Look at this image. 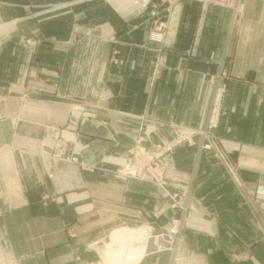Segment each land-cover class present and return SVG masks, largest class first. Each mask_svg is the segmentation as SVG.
Instances as JSON below:
<instances>
[{"label": "crops", "instance_id": "crops-1", "mask_svg": "<svg viewBox=\"0 0 264 264\" xmlns=\"http://www.w3.org/2000/svg\"><path fill=\"white\" fill-rule=\"evenodd\" d=\"M0 31V264H96L91 246L121 224L183 214L184 240L139 264H264V0L240 14L192 0H0ZM224 69L230 170L201 134ZM141 138L152 152L183 138L165 187L191 188L185 212L118 173Z\"/></svg>", "mask_w": 264, "mask_h": 264}, {"label": "rangeland", "instance_id": "rangeland-1", "mask_svg": "<svg viewBox=\"0 0 264 264\" xmlns=\"http://www.w3.org/2000/svg\"><path fill=\"white\" fill-rule=\"evenodd\" d=\"M192 1L202 2L200 0H192ZM243 2H244V0H238L237 4L235 3L232 7L223 5L222 2H220V4H213V5L229 8L231 10H234L235 13L240 14V12L242 11ZM209 4H212V3H209ZM151 14L156 15L157 13L155 10H153L151 12ZM166 24L167 23L164 20H159V19L154 20L152 28L149 32V36H150V39L152 41L162 42L164 40L165 34L163 35V37H160V36H157V33H159V32L162 33V31H165V28L167 27ZM160 28L163 30H160ZM0 32H2V31H0ZM28 45L31 46V42L28 43ZM228 76H229L228 71L224 69L220 75L221 85H220L219 90L215 94L214 105L211 107L207 125L201 131V134L204 136V142H203L202 147L204 149L213 151L215 156L221 162L226 164V166L230 170L229 164L234 165V161L231 159L230 154L225 149L224 140L221 139V137L218 133V129L220 128V123H221V119L223 116L222 114H223V110H224V101L226 98V93H227V88H228V81H227ZM22 98H26V96H24V94H23ZM217 104H219L220 106L216 107ZM77 109L83 110L84 107L82 105L77 106ZM215 115H217L216 121H215ZM64 128H65V126L61 127V129H64ZM143 139L141 138V140H138V142H136L135 144H133L127 148V155L125 157V162L121 168H123L125 166V164L128 162L130 157L134 162H136V163L138 162L136 159V155H133L131 153L135 147H138V148L142 149L145 153L153 155L155 157L154 159H156L155 160L156 162L161 161L160 163L165 164L164 171H162V174H161L162 178H164L163 179L164 184H160L158 182V180H156L155 178H153L151 176L150 177L149 176L148 177L147 176H144V177L124 176L119 172V171H121L120 170L121 168L118 170V173L121 174L122 176L126 177V178H136V179L149 180V181L154 182L155 184L160 186L163 189V191L166 193V195L169 197V199L171 200V207L173 209L185 212V210L187 209V207H186L187 200L190 197V195H192L191 188L190 187H182L179 185V186H177L179 193H178V195L175 196V195L170 194V192L165 187L167 164H168V160H169L168 158H169V154L171 152L170 150H173L175 148L176 144H179L183 140V138L176 139V141L172 145L165 147L158 152H152V151L148 150L147 148H145L141 144ZM54 155L55 154H52L53 157H54ZM59 159L64 160L66 162H70V163H80V161H81L79 159V157L74 155V154H67V155L63 154L62 156H59ZM49 176H52V174H50ZM54 195L55 194H44L42 196V199L46 200L47 202H48V200H55ZM253 199H254V204L258 207V209H260V211L264 212V200L261 198L260 194H254ZM183 215L182 216H178V215L173 216L171 218L169 225L168 224L167 225H161V226L156 227V228L153 227L152 230H150L148 227V229H149L148 233L149 234H152V236H154V237L156 235L161 236V239L163 240V242L160 243L161 245L159 247H156V248L154 247V249H151V251H148V253L153 254V253L164 252V251H174L176 249L177 245L181 241L184 240L185 232L187 229L186 228V218H185V215L184 216ZM123 225H125V224H121L120 226H123ZM174 226H176V229H174ZM140 227H144V226H140ZM67 230H68L70 236H76V232H75V229L73 227L70 226V228H68ZM109 235L111 236V234H109V232H108V234L102 240L103 242L101 241V242H99L98 245H92L91 246V249H90L91 253L90 254L93 256V258H95L96 264H106L105 259H104L103 255L101 254V251L98 247L104 246L105 243H109V242L111 243V237H109ZM110 248H112L113 250H118L120 247H118L116 245H110ZM120 252H123V251H119V253ZM148 253H146V254H148ZM146 254H144L143 257L146 256ZM143 257L141 258V260L143 259ZM141 260H140V262H141ZM113 263H111V264H113Z\"/></svg>", "mask_w": 264, "mask_h": 264}, {"label": "bare ground", "instance_id": "bare-ground-1", "mask_svg": "<svg viewBox=\"0 0 264 264\" xmlns=\"http://www.w3.org/2000/svg\"><path fill=\"white\" fill-rule=\"evenodd\" d=\"M176 228V226H175ZM147 226L139 228H130L122 226L115 228L111 233V243H105L104 246L98 247L105 259L106 264H139L142 256L159 247L163 240L161 236L149 234ZM103 242V241H102ZM94 243L93 245H98ZM110 245L120 247L118 250H113ZM119 251H123L120 252ZM123 260V261H122Z\"/></svg>", "mask_w": 264, "mask_h": 264}, {"label": "built area", "instance_id": "built-area-1", "mask_svg": "<svg viewBox=\"0 0 264 264\" xmlns=\"http://www.w3.org/2000/svg\"><path fill=\"white\" fill-rule=\"evenodd\" d=\"M203 3H212V4H220L222 2L223 5L232 7L235 3L237 4L238 0H200ZM160 30H163L160 28ZM164 31L157 33V36L163 37ZM220 105L217 104L216 107ZM217 115H215L216 121ZM133 155H136L137 163L134 162L131 157L128 162L125 164L123 168L119 171L124 176H151L158 180L160 184H164V178H162L161 174L164 171L165 164L160 163L161 161L156 162L155 157L151 154L145 153L142 149L135 147L132 152ZM174 229L175 226H174Z\"/></svg>", "mask_w": 264, "mask_h": 264}]
</instances>
